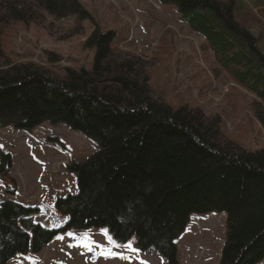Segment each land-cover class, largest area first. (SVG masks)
Segmentation results:
<instances>
[{
	"label": "trees",
	"instance_id": "16d2710c",
	"mask_svg": "<svg viewBox=\"0 0 264 264\" xmlns=\"http://www.w3.org/2000/svg\"><path fill=\"white\" fill-rule=\"evenodd\" d=\"M156 1L175 5L183 21L211 42L216 57L232 65L234 79L253 94L251 110L264 129V51L236 20L234 1ZM65 19L68 26L59 23ZM86 19L91 16L79 0H0V35L21 21L67 40L83 33ZM92 22L82 42L94 50L90 69L65 67L57 73L32 61H13L0 42V128L62 125L94 148L66 165L77 191L54 200L63 225L47 228L35 221V205L9 197L0 202V264L40 252L60 233L89 229L105 231L120 246L133 239L139 252L152 250L165 264H177L175 239L189 216L211 211L225 215L217 264L259 262L264 148L247 150L224 135L218 114L189 105L174 110L151 89V59L119 50L114 32ZM61 59L46 51L48 65ZM10 167L9 154H1L0 177Z\"/></svg>",
	"mask_w": 264,
	"mask_h": 264
},
{
	"label": "rangeland",
	"instance_id": "374dc122",
	"mask_svg": "<svg viewBox=\"0 0 264 264\" xmlns=\"http://www.w3.org/2000/svg\"><path fill=\"white\" fill-rule=\"evenodd\" d=\"M233 1L236 20L264 51V0ZM79 2L91 16L82 23L83 33L57 40L45 29L19 21L0 35L2 49L13 61H32L57 73L65 67L90 69L94 50L83 48L82 42L93 20L102 31L114 32L112 41L119 50L151 59L147 69L151 89L174 110L189 105L218 114L224 135L247 150L264 148L263 126L251 110L253 94L234 79L232 65L216 57L211 42L183 21L175 5L156 0ZM59 23L65 26L69 20ZM46 51L62 59L48 65ZM93 149L80 134L62 125L45 122L30 131L2 127L0 155L9 154L11 167L8 176L0 177V191L4 186L16 188L12 198L40 206L33 218L47 228H57L65 217L49 216L54 200L77 191L66 165L70 159L83 160ZM3 199L0 194V202ZM224 233V213L191 214L175 239L177 264H217ZM131 243L120 249L101 229L65 232L40 252L14 257L8 264H165L152 250L133 252ZM256 264H264V258Z\"/></svg>",
	"mask_w": 264,
	"mask_h": 264
},
{
	"label": "snow or ice",
	"instance_id": "6c2138e0",
	"mask_svg": "<svg viewBox=\"0 0 264 264\" xmlns=\"http://www.w3.org/2000/svg\"><path fill=\"white\" fill-rule=\"evenodd\" d=\"M69 235L71 236V235H74V234L69 233ZM118 243H119V242H118ZM123 243H128V244L130 245V241L123 242ZM84 246H85V247H90V246L87 245V244H85ZM131 250H132L133 252H135V251H137L138 249H137L136 247L132 246ZM121 258H123V257L121 256Z\"/></svg>",
	"mask_w": 264,
	"mask_h": 264
},
{
	"label": "crops",
	"instance_id": "0c3cea01",
	"mask_svg": "<svg viewBox=\"0 0 264 264\" xmlns=\"http://www.w3.org/2000/svg\"><path fill=\"white\" fill-rule=\"evenodd\" d=\"M131 249V248H130Z\"/></svg>",
	"mask_w": 264,
	"mask_h": 264
}]
</instances>
